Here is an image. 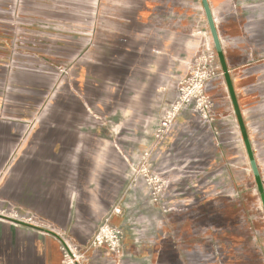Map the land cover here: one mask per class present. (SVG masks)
Instances as JSON below:
<instances>
[{
	"label": "rangeland",
	"instance_id": "374dc122",
	"mask_svg": "<svg viewBox=\"0 0 264 264\" xmlns=\"http://www.w3.org/2000/svg\"><path fill=\"white\" fill-rule=\"evenodd\" d=\"M7 4L10 12L21 16L23 27L34 22L47 26L59 20L74 24L91 21L93 26L98 25V35L91 39L93 46L88 54L78 35L64 36L60 33L63 31H58L59 34H49L46 29L22 31L26 34L18 38L8 30L1 31L0 107L7 114L20 112L24 117L36 111L39 115L46 109L67 110L59 115L36 117L38 128L33 135H27L24 127V139L38 144L39 157L53 156L54 144V156L67 158L79 139L81 154H92L95 145L89 135L98 123L103 124L100 132L105 138L103 143L114 140L126 151L127 137L129 144L144 146L151 154L155 153L157 162L165 165L160 176L174 210L167 213L164 239L140 250L129 244V250L137 257L134 262L142 263L138 257L151 253L149 264H264V210L247 156L256 165L264 193V35L255 31V35L244 38V45L252 50L239 58L241 63H246L231 71L248 138L246 153L240 135V141L230 142L234 136L227 133L232 127L229 121L234 124V116L223 83L208 94L212 99L210 106L200 99L183 102L165 126L160 127L163 120L156 126L159 95L170 101L176 94L177 101L179 83L187 78L195 57L206 54V46L210 44L219 61L209 36L200 35L199 51L192 58L189 38H184V46L177 41L170 43L168 49L175 56L183 60L190 58L186 61L188 68L177 69V61L166 60L168 76L179 75L176 81L169 79L159 86L154 75L158 70H155L149 73L150 82L142 85L133 81L142 78L141 65L152 60L148 54L146 61L134 60V54L124 51L126 37L111 36V0H0V8ZM2 24L9 26L8 21ZM152 40V45L157 46L158 42ZM192 42L198 43L195 38ZM133 64L138 69L129 70ZM225 81L235 108L229 83ZM85 109L95 113L98 119L87 117ZM48 122L53 123L50 128ZM115 124L120 128L118 139H110L108 129ZM245 135L242 134L244 140ZM0 139L9 140L10 136ZM103 148L104 158L112 156L105 149L107 146ZM141 161L135 164L134 175ZM60 166L70 168L63 161ZM123 169L118 164L114 187L107 182L108 176H102L95 194L99 204L107 205L116 187L123 185ZM90 220L85 221V230H91ZM121 248L122 243L120 252Z\"/></svg>",
	"mask_w": 264,
	"mask_h": 264
},
{
	"label": "crops",
	"instance_id": "0c3cea01",
	"mask_svg": "<svg viewBox=\"0 0 264 264\" xmlns=\"http://www.w3.org/2000/svg\"><path fill=\"white\" fill-rule=\"evenodd\" d=\"M207 1L220 39L226 72L221 69L222 74L208 84L206 91L209 94L221 83L224 84L229 110L234 116V124L229 121L232 127L227 132L234 136L233 140L230 137V142H238L241 138L248 153V138L231 71L239 64H245L246 61L241 63L239 58L252 50L244 45V38L255 35V31L264 35V0ZM9 9L8 4L0 8V15H3L0 17V33L8 30L15 38L41 29H46L49 34L63 31L60 33L64 36L78 35L85 54H88L93 46L91 39L98 35V25L93 26L91 21L74 24L59 20L47 26L43 22H34L23 27L21 16ZM8 13H11L9 17ZM85 14H88L87 11ZM7 21L9 26L6 28L2 23ZM111 22V36L126 37L125 52L134 54V60L137 61H146L147 54L152 60V63L141 65L144 71L142 78L133 81L142 85L150 82L149 73L155 70H158V74L154 72V75L157 76L156 83L159 86L166 84L169 79L176 81L179 75L175 73L176 75L168 76L166 60L177 61V69L188 68L186 61L190 58L183 60L178 55L175 56L168 49L170 43L177 41L184 46V38H189L188 41L192 44L188 50L192 58L199 51L200 35L211 38L201 0H111ZM194 38L197 39V44L192 42ZM152 39L158 42L157 46L152 45ZM185 44L188 46V43ZM131 68H135V65L129 66V70ZM224 78L229 83L236 109L229 98ZM162 97L160 94L156 126L160 125L177 95L170 101H165ZM12 112L16 113L15 110ZM51 113L59 115L67 113V110L46 109L39 115L49 116ZM84 113L87 117L98 119L88 109ZM39 115L37 111L25 117L20 112L19 115H10L0 107V137L10 136L9 140L0 139V264H62L64 240L83 255L74 264H136L134 259L137 257L129 250V244L140 250L144 246L152 247L157 240L164 239L167 213L174 210V206L167 199L165 188L158 200L153 201L143 177H135L134 166L147 153L145 151H148L149 163L154 172L162 174L165 165L157 162L155 153L151 154L144 146L129 144L127 137L126 151L114 140L103 143L105 138L100 133L102 123L94 125L89 135L95 145L92 154H81L82 144L79 139L67 158L54 156V144L51 146L53 156L39 157L36 151L38 144L23 136L24 127L27 135H33L38 128ZM142 117L145 116L142 114ZM52 125L53 123H47L49 128ZM109 128L110 139H118L119 126L115 124ZM242 134L245 135V140ZM77 137L80 138L81 134ZM104 145L112 156L103 157ZM247 156L250 160L249 154ZM61 161L64 166L69 164L70 168L62 169ZM118 164L124 168L121 172L124 183L120 188L116 187L113 199L107 205H101L95 195L97 184L104 175L108 176L107 182L111 183V187L116 186L114 181L119 174ZM103 170L106 171L105 174ZM254 181L256 182L255 178ZM256 189L258 190L257 185ZM115 205L121 206V213L111 216L110 221L122 231L121 252L114 255L105 247L88 248L93 234ZM86 220H90L91 230H85ZM138 260L142 262L140 264H149L152 254L146 253L138 257Z\"/></svg>",
	"mask_w": 264,
	"mask_h": 264
},
{
	"label": "built area",
	"instance_id": "2783aa9c",
	"mask_svg": "<svg viewBox=\"0 0 264 264\" xmlns=\"http://www.w3.org/2000/svg\"><path fill=\"white\" fill-rule=\"evenodd\" d=\"M209 43H212L211 41ZM210 45V44H209ZM206 46V54L195 57L194 62L188 69L187 78L182 80L179 85V96L177 101L173 103L170 109L166 112L161 126H165L169 120L181 109L183 102H189L194 99H200L205 106H210L212 99L207 94V86L210 82L218 78L222 72L219 62L213 55L212 46ZM212 45V44H211ZM148 154L142 156L141 166L138 172H135V177L141 176L149 191L153 201H157L165 188L164 180L160 174L151 170ZM121 213V206L115 205L110 214L103 220L100 226L93 234L89 241L88 248L105 247L112 252H120V244L122 241V231L112 225L110 219L113 215ZM80 253L74 246L64 240L62 264H74L82 258Z\"/></svg>",
	"mask_w": 264,
	"mask_h": 264
},
{
	"label": "water",
	"instance_id": "95a60500",
	"mask_svg": "<svg viewBox=\"0 0 264 264\" xmlns=\"http://www.w3.org/2000/svg\"><path fill=\"white\" fill-rule=\"evenodd\" d=\"M201 4H202V7H203V11H204L205 17H206V21H207V24H208V28H209V32H210V36H211V39H212V43H213L215 52H216V54H217V56L219 58V62L221 64V68H222V70H224L225 69V64H224V58H223L222 49H221V43H220V39H219L217 30H216V26H215V23H214V19H213V16H212L208 1L207 0H201ZM250 162H251V169L253 171V175H254V178L256 180V184H257L258 191H259V194H260L261 203H262L263 210H264V193L262 191L261 183H260V180L258 178L256 165L253 162V159L251 157H250Z\"/></svg>",
	"mask_w": 264,
	"mask_h": 264
}]
</instances>
